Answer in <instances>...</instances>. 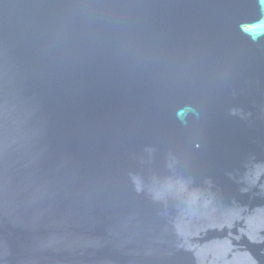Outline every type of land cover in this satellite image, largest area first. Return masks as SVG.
I'll return each instance as SVG.
<instances>
[{"label": "water", "instance_id": "water-1", "mask_svg": "<svg viewBox=\"0 0 264 264\" xmlns=\"http://www.w3.org/2000/svg\"><path fill=\"white\" fill-rule=\"evenodd\" d=\"M0 264H264V0H0Z\"/></svg>", "mask_w": 264, "mask_h": 264}]
</instances>
